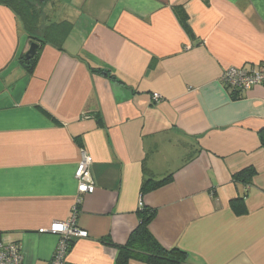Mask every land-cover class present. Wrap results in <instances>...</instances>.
Returning <instances> with one entry per match:
<instances>
[{
  "label": "crops",
  "instance_id": "obj_1",
  "mask_svg": "<svg viewBox=\"0 0 264 264\" xmlns=\"http://www.w3.org/2000/svg\"><path fill=\"white\" fill-rule=\"evenodd\" d=\"M48 20L72 29L29 74L18 57L34 41L0 5V237L23 264H50L58 236L39 230L73 215L88 236L63 264H114L103 240L125 245L143 208L181 264H264V85L233 98L220 81L264 62V0H47ZM246 168L248 185L233 178ZM145 170L172 181L142 193Z\"/></svg>",
  "mask_w": 264,
  "mask_h": 264
},
{
  "label": "trees",
  "instance_id": "obj_2",
  "mask_svg": "<svg viewBox=\"0 0 264 264\" xmlns=\"http://www.w3.org/2000/svg\"><path fill=\"white\" fill-rule=\"evenodd\" d=\"M46 1L47 0H0V5L7 7L20 18L27 38L34 41L31 43H36L38 45L32 58L25 59L24 55L18 57L19 64L22 65L29 74L33 73L39 58V52L44 45L50 44L59 51L63 50V43L69 35L73 25L67 20H48L47 24L40 28L42 7ZM184 18L185 17H181L182 22H184ZM38 30H40L39 34L37 33ZM92 70L102 74L107 73L98 68H93ZM243 92L246 91H234L229 93L232 95L234 94L232 97L236 98V94ZM157 101L153 100L154 103ZM260 135L262 137V144L264 145V128L260 131ZM254 173V169L246 168L235 174L233 178L235 180H240L244 185H248ZM171 181L172 174H167L157 179L151 172L145 170L141 184V192L147 193L156 190ZM242 200L243 198L238 201L241 202L240 204L236 201V203L232 201L231 204L236 211L239 210L238 207L243 206ZM154 212L155 211L150 208L141 209L139 212L140 222L125 245L116 246L109 238L103 240L104 244L112 246L117 250L114 264H128L132 259L147 262L149 264H181L185 261L187 256L186 252L177 248L166 249L162 247L149 232L148 224L154 216Z\"/></svg>",
  "mask_w": 264,
  "mask_h": 264
},
{
  "label": "built area",
  "instance_id": "obj_3",
  "mask_svg": "<svg viewBox=\"0 0 264 264\" xmlns=\"http://www.w3.org/2000/svg\"><path fill=\"white\" fill-rule=\"evenodd\" d=\"M220 81L228 92L247 91L255 86L264 84V62L257 68L245 69L230 67L223 71ZM153 100L157 101L160 95L152 94ZM92 158L82 153L81 160L74 172V178L77 182V191L80 194H91L95 186L91 176L90 167ZM247 188V187H246ZM138 206L142 207V200L139 199ZM75 212V208H74ZM49 232L58 236L56 251L50 264H63L64 258L70 249L74 239L87 238V232L80 230L74 220V215L66 220L54 222L50 227L40 229L39 233ZM0 264H23V257L18 245L4 241L0 237Z\"/></svg>",
  "mask_w": 264,
  "mask_h": 264
},
{
  "label": "water",
  "instance_id": "obj_4",
  "mask_svg": "<svg viewBox=\"0 0 264 264\" xmlns=\"http://www.w3.org/2000/svg\"><path fill=\"white\" fill-rule=\"evenodd\" d=\"M37 44L36 43H31L29 45V49L27 50V52L24 54L25 59H30L34 56L35 52H36V48H37Z\"/></svg>",
  "mask_w": 264,
  "mask_h": 264
}]
</instances>
